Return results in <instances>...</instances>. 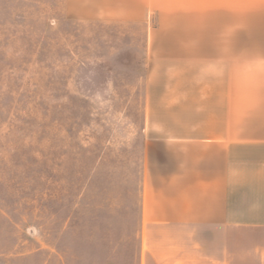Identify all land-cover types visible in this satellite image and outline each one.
<instances>
[{
    "label": "rangeland",
    "instance_id": "1",
    "mask_svg": "<svg viewBox=\"0 0 264 264\" xmlns=\"http://www.w3.org/2000/svg\"><path fill=\"white\" fill-rule=\"evenodd\" d=\"M56 7L0 0V264H143L147 32ZM226 246L264 264V229Z\"/></svg>",
    "mask_w": 264,
    "mask_h": 264
},
{
    "label": "crops",
    "instance_id": "2",
    "mask_svg": "<svg viewBox=\"0 0 264 264\" xmlns=\"http://www.w3.org/2000/svg\"><path fill=\"white\" fill-rule=\"evenodd\" d=\"M56 6L67 19L147 32L141 259L221 264L216 242L226 256L234 224L264 229V0Z\"/></svg>",
    "mask_w": 264,
    "mask_h": 264
}]
</instances>
